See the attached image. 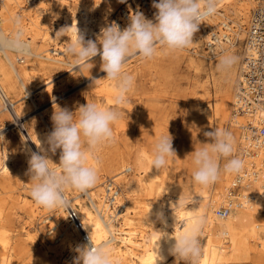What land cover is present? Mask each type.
<instances>
[{
	"label": "bare ground",
	"instance_id": "obj_1",
	"mask_svg": "<svg viewBox=\"0 0 264 264\" xmlns=\"http://www.w3.org/2000/svg\"><path fill=\"white\" fill-rule=\"evenodd\" d=\"M128 1L125 0L126 3ZM258 1L215 0V12L210 18L200 22L199 30L193 36V43L185 49H192L197 57H206L210 60L225 54L236 58L234 55L238 49V42H244L247 27L245 24L248 23L251 11ZM57 2L67 6L63 16L65 27H71L64 33L67 42L62 37H56V32L62 28L59 24H55V28L49 30L48 24L52 22L50 19L58 17L59 14L56 7L51 6L56 5ZM37 3L40 5L36 9L28 6L23 9L22 0L0 1V103H3L0 113L8 119L6 126L15 135L10 143L0 145V185L7 179L13 180L15 177L12 176H18L24 189L28 188L27 179L31 180L30 175L27 174L30 151H39L36 144L39 141L44 142L53 129L51 118L40 110L38 101L45 93V86L49 85L50 81H55L42 79L41 68L22 65L25 61L24 56L26 58L34 56L40 59L41 66L46 65L49 68L65 65L69 69L63 72L64 74L72 70L83 74L98 62L96 57L99 55L88 63L81 62L80 68L73 69L75 57L68 55L65 49L78 38L76 26L84 35L85 41L89 39L98 41L101 29L104 27V24L99 25V23H102L106 15L116 11L115 6L123 4L119 0H39ZM152 5L153 0H150L145 17L155 22L154 16L157 10ZM35 10L38 12L35 13ZM229 10L232 17L224 13ZM219 17L222 18L218 22L226 20L231 23L232 41L230 44H221L216 54H210L205 48L206 37L208 31L218 25L215 19ZM129 22H125L121 30L126 28ZM37 36L43 43L51 37L52 46L45 47L42 44L37 46L38 49H32V43L38 38ZM242 58L243 55L241 63ZM235 64L236 62L230 67L228 80L219 78V82L216 83L218 99L214 104L199 102L191 106L192 122L190 124L188 122L186 126L191 131V139L199 148L202 147V143L211 142L204 135L205 132L220 128L232 133L235 152H237L240 147L248 145L249 136H245L248 132L244 130V125L250 119L253 125L260 120V113L252 119L250 118L252 116L247 117L234 112L235 90L241 66L240 64L236 74ZM58 77L59 75L54 79ZM232 80L234 85L231 84ZM93 90L96 93L103 92L107 96L110 95L111 98L108 97L110 103L112 99L110 93L115 94L114 82L107 79L102 83L96 82ZM21 91H24L23 96L15 100L10 98L12 94L20 95ZM198 96L200 95L196 97ZM22 98L28 101L20 102L17 107L15 103ZM7 104L13 105L15 118L7 110ZM29 107L33 108L27 111ZM26 116L28 118L22 121ZM7 138L4 137L2 140L5 142ZM44 146L47 147L46 144ZM145 147L136 150L134 159L128 162L127 166L124 165L126 162L124 158L119 159V163L125 166L124 171H131L129 176L119 174L114 177L115 180L117 178L121 180V188L126 194L119 195L117 199L123 207L122 210L114 211L106 203L104 189L103 194L102 190L96 192L89 189L72 194L70 187L65 189L70 207L80 218L87 237L90 235L97 246L105 241H112L110 254L114 264H165L175 256L169 252L168 241L163 238L159 241L160 231L167 233L168 236L182 234L189 227L191 218L201 214L207 222L200 237L202 254L199 264H234L239 256H248L253 264H264V167L256 181L245 183L240 190V197L246 195L249 197V203L236 208L225 218H218L213 212L212 205L223 199L224 190L229 183L231 174L222 170L226 160L223 162L219 160L221 174L214 184L204 187L195 183L192 177L182 188V184L172 181L170 174L167 172L161 174L157 169L152 168V157ZM173 148L176 152L175 157H178L177 148L174 146ZM58 152L60 153V150ZM256 156V163L260 168L259 164L264 159V149L258 151ZM49 158L53 162L50 161V167L59 171V160H54L51 153ZM249 160V157L246 158L244 165H247ZM117 183L119 184V181ZM183 193L188 194V197L183 196ZM142 196L151 197L152 202L139 205L140 200L137 199ZM187 198L189 199L186 200ZM16 200L17 204L22 203L24 208L29 209L28 217L32 218L36 215L37 207L27 200L26 192H19ZM172 205L177 221L173 216ZM67 209L61 207L51 210L48 219L42 218L39 222L40 226L36 229H30L31 226L23 228L22 234L25 239L39 246L38 255L43 264H69L68 259H72L70 264H73L78 255L75 249L89 243V240H83L82 232L68 220ZM150 209L151 214L148 217ZM161 211L166 223L156 218L155 214ZM135 217L140 219L142 228L134 222ZM49 222L50 225L47 224ZM7 234V230L0 227V252L2 251L3 255L0 254V264L11 261L4 251L8 249ZM157 244L160 245L158 254L163 258L158 261Z\"/></svg>",
	"mask_w": 264,
	"mask_h": 264
},
{
	"label": "clouds",
	"instance_id": "obj_2",
	"mask_svg": "<svg viewBox=\"0 0 264 264\" xmlns=\"http://www.w3.org/2000/svg\"><path fill=\"white\" fill-rule=\"evenodd\" d=\"M124 3L125 0H119ZM157 11L153 20L147 19L142 12L130 14L129 24L121 30L119 24L112 22L103 27L97 41H85L84 35L76 26L77 39L65 49L74 56V68H80L81 62L90 61L96 56L102 60L101 70L106 73L104 79L115 82L114 103L117 106L127 103V93L132 87L133 78L124 71L127 59L138 55L143 59H152L160 51L175 52L184 50L193 43V36L199 30L200 22L216 10L215 0H153ZM71 27H62L56 37H64ZM159 46V48H158ZM236 62V58L225 55L221 58L218 69L225 71ZM120 112L115 107H103L87 102L79 105L75 111L57 106L51 116L52 131L44 142L37 145L39 151H30L27 161V174L34 184L30 190L32 199L38 206L53 210L70 208V200L65 195L68 187L85 192L98 182V148L115 140L113 125L120 119ZM211 142L202 143V147L192 152V173L195 183L207 187L220 177L219 160L225 158L223 172L239 173L244 161L234 155L235 140L226 129L213 128L204 133ZM0 137L4 136L0 134ZM172 136L161 135L155 142L151 153V166L157 170L164 167L169 158L176 156L172 146ZM47 145L45 147L44 145ZM60 150L59 171L50 167L49 153ZM95 160V164L89 161ZM53 163V162H52ZM195 202L194 200L192 201ZM152 209V207H151ZM149 211L148 217L151 214ZM172 211L174 219L177 218ZM157 220L166 223L163 212H157ZM204 215L191 218L189 227L177 236H168L160 231L161 236L170 243L169 252L176 257L177 264H199L202 254L200 237L206 224ZM89 243L78 246V253L73 264H114L110 254L111 240L95 245L91 236ZM157 261L163 258L158 254Z\"/></svg>",
	"mask_w": 264,
	"mask_h": 264
},
{
	"label": "rangeland",
	"instance_id": "obj_3",
	"mask_svg": "<svg viewBox=\"0 0 264 264\" xmlns=\"http://www.w3.org/2000/svg\"><path fill=\"white\" fill-rule=\"evenodd\" d=\"M125 3L126 2L121 5ZM37 4L38 5H29L28 8L36 9L37 6L40 5L39 3ZM51 6L56 7L59 14L58 17H52L50 19L52 22L48 24L49 30L55 28V24L65 27L66 23H64L63 16L67 6L59 2ZM118 7L119 6H115L114 9ZM38 10H40V8ZM38 10H35V13H37ZM224 13L232 17L231 10ZM110 17L111 14L106 15L99 25L104 24V27L108 26L107 24ZM221 18L222 17L215 19L216 22ZM245 25H247V23ZM37 37L35 42L32 43V49L36 50L37 46L39 47L42 44H44L45 47L52 46L53 42L51 37L46 39L44 43L39 36ZM62 38L67 42L66 36ZM65 42H63V44ZM243 45V41L238 42V49L234 55L237 58L235 64L236 74L241 64ZM14 54L16 55V53ZM17 56H22V54H17ZM223 56L210 60L206 57H197L192 49H184L175 52L160 51L159 54L152 59H143L138 55H132L127 59L124 71L131 75L133 84L127 93L128 102L120 106L114 103V93H110L112 99L109 103L108 97L111 98L110 95L107 96L103 92L96 93L95 90H93L94 84L96 82L102 83L106 77V73L101 70L102 60L100 56L96 57V59L98 58V62L93 64L90 69L83 74L74 70L67 71L64 74L63 72L69 69V67L65 65H56L52 68L46 65L41 66L40 59L34 56H29L27 58L24 56L25 61L22 65H34L39 69L41 68L42 79L45 81L55 80L53 82L50 81L51 83L46 85V88L44 87L45 93L38 101V106L41 108L40 110L49 118H51L54 108H57V106L75 111L79 103L86 104L87 102L96 103L103 107H115L120 112V119L113 125L114 142L100 146L96 152V156L99 159V179L96 185L89 190L96 192H101L100 190H102L103 194L104 181L107 178H116L119 174H123V176L130 175L131 171H124V167L128 165V162L134 159L135 152L138 148L146 146L145 148L148 153L151 154L156 140L161 135H168V132L173 138L172 146L177 148L178 157L173 156L169 158L166 165L158 171L161 174L166 172L170 174L169 176L172 181L182 184V188L188 184V179L193 177L192 173L194 171L192 152L198 149L199 146L191 139V131L186 124L192 122V105L199 102H206L211 105L218 99L216 83L219 82V78H226L227 81L230 72V68L225 71L218 69L219 62ZM75 59L76 58H74V61ZM58 75L59 77L54 79V77ZM234 80H232V85H234ZM49 86H51L50 89H48ZM23 94L24 91H21L20 95L16 96L12 94L10 98L15 100L23 96ZM197 95L200 96L196 97ZM25 101H28V99L22 98L15 104L18 107L20 102ZM9 105L10 104H7L6 108L15 118L12 108L13 105H10L11 108ZM2 106L3 103H0V110ZM31 108L33 107H29L27 111L31 110ZM188 116H190L191 119ZM27 118L28 116L24 117L22 121ZM7 124L8 119L3 117V113H0V134L4 137H8L7 140H5L6 143L2 140V137H0V145L10 143L11 139L15 136L14 133L8 129L6 126ZM19 125L21 126L20 123ZM59 156L60 153L57 150V152L53 154V159L59 160ZM120 158L125 159V166L119 163ZM225 160V158H221V162ZM89 164L94 165L95 160L89 161ZM12 177L15 178L13 180L7 179V181H4V183L0 185V227L7 230L9 238L7 241L8 249L4 251L8 255V259H11V261H7L5 264H43L38 255L39 246L27 241L22 233L24 230L23 228H29L31 226L30 229H36L40 226L39 222L41 219H48L51 210L38 206L32 199L30 190L34 183L30 179H27L29 181L28 188L24 189L21 179L18 176ZM116 180L119 181L122 187L121 180L119 178ZM121 189L122 196L126 195L123 193V188ZM70 191L72 194L80 192L71 187ZM19 192H26L27 200H29L33 206L37 207L35 212L36 215L32 218L28 217V208H24L22 203L17 204L16 197ZM183 196L188 197V194L183 193ZM188 199L189 198L186 200ZM137 200H140L139 205L152 202V198L148 196L138 197ZM187 204H189V202H187ZM138 211L141 212L140 210ZM133 219L134 222L142 228L140 219L136 217ZM47 224L50 225V222ZM64 252L66 253V251ZM0 254L3 256L2 251ZM71 260L72 259H68L67 262L70 264ZM175 262L176 258L173 257L165 264H177ZM179 264L184 263L179 262ZM234 264H253V261L248 256H239Z\"/></svg>",
	"mask_w": 264,
	"mask_h": 264
},
{
	"label": "built area",
	"instance_id": "obj_4",
	"mask_svg": "<svg viewBox=\"0 0 264 264\" xmlns=\"http://www.w3.org/2000/svg\"><path fill=\"white\" fill-rule=\"evenodd\" d=\"M37 2L39 0H22V8L35 5ZM126 4L119 6L111 14L108 25L116 22L121 28L125 22L129 21L130 14L137 11L146 16L150 0H129ZM212 15L206 16L202 21ZM231 27V23L225 20L218 22L217 26L208 31L205 48L210 54H216L220 50L221 44L231 43ZM243 50L244 54L235 90L234 112L244 114L247 117L252 116L250 117L252 119L260 113V120L253 125L250 119L244 125V130L248 132L245 136H249L248 145L240 147L234 155L243 161L248 157L250 160L247 165H244L241 172L231 174L228 186L224 190L223 199L212 205L213 212L218 218H225L236 208L249 203V197L246 195L240 197V190L245 183L256 181L260 176L262 167H264V159L259 164L260 168L256 163L258 151L264 149V0H259L251 11L246 27ZM121 194V186L114 177H109L104 181L105 200L114 211L123 209L122 205L117 202ZM67 211L68 220L77 230L82 232L83 240L87 241L88 237L84 233L77 213L71 207Z\"/></svg>",
	"mask_w": 264,
	"mask_h": 264
}]
</instances>
